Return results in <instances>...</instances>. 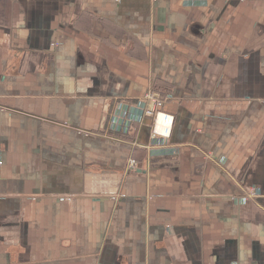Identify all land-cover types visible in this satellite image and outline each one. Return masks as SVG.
<instances>
[{
  "label": "crops",
  "instance_id": "obj_1",
  "mask_svg": "<svg viewBox=\"0 0 264 264\" xmlns=\"http://www.w3.org/2000/svg\"><path fill=\"white\" fill-rule=\"evenodd\" d=\"M0 264H264V0H0Z\"/></svg>",
  "mask_w": 264,
  "mask_h": 264
},
{
  "label": "built area",
  "instance_id": "obj_2",
  "mask_svg": "<svg viewBox=\"0 0 264 264\" xmlns=\"http://www.w3.org/2000/svg\"><path fill=\"white\" fill-rule=\"evenodd\" d=\"M146 98L149 100L151 106L155 105V106H162L164 104V98H162L161 96H158L157 92L155 91H150L149 94L146 96ZM147 116H155L156 114V123L159 124V122H163V126L164 127H169L172 126L173 123V117H169V116H161V113L156 112L155 109L150 108L147 109L145 111ZM157 127V126H156ZM158 128V127H157ZM118 196H114V199H117Z\"/></svg>",
  "mask_w": 264,
  "mask_h": 264
}]
</instances>
